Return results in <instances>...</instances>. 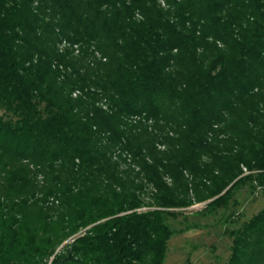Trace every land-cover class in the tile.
Instances as JSON below:
<instances>
[{
	"label": "trees",
	"instance_id": "trees-1",
	"mask_svg": "<svg viewBox=\"0 0 264 264\" xmlns=\"http://www.w3.org/2000/svg\"><path fill=\"white\" fill-rule=\"evenodd\" d=\"M0 110V264H164L264 197V0H0ZM228 236L264 264V207Z\"/></svg>",
	"mask_w": 264,
	"mask_h": 264
},
{
	"label": "rangeland",
	"instance_id": "rangeland-1",
	"mask_svg": "<svg viewBox=\"0 0 264 264\" xmlns=\"http://www.w3.org/2000/svg\"><path fill=\"white\" fill-rule=\"evenodd\" d=\"M2 115L3 111L0 110ZM223 149H226L225 145ZM41 178L37 179L39 183ZM253 186L247 183L233 190L226 209L207 210L209 201H206L176 210L181 214L167 221L174 235L168 242L164 264H226L232 244L228 232L238 229L264 207L262 189ZM196 190L201 192L200 188ZM149 193L150 190H146L145 202L150 200ZM189 195L193 196L195 192ZM141 210L145 211L146 208Z\"/></svg>",
	"mask_w": 264,
	"mask_h": 264
}]
</instances>
